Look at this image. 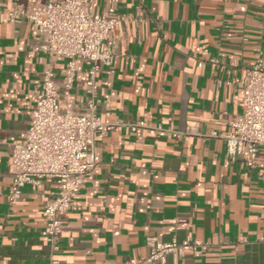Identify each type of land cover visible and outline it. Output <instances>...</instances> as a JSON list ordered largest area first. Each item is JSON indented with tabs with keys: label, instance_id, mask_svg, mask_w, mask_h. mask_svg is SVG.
Returning a JSON list of instances; mask_svg holds the SVG:
<instances>
[{
	"label": "crops",
	"instance_id": "0c3cea01",
	"mask_svg": "<svg viewBox=\"0 0 264 264\" xmlns=\"http://www.w3.org/2000/svg\"><path fill=\"white\" fill-rule=\"evenodd\" d=\"M61 1L0 0V264H126L147 258L150 243L188 239L208 247L164 264H264V151L249 169L212 137L233 130L246 70L258 56L264 65V0H91L92 14L139 20L104 44L115 59L97 76L102 122L144 121L181 136L117 127L97 138L99 166L61 215L53 255L43 210L56 183L27 186L8 203L12 145L26 137L43 70L51 66L60 86L66 65L34 52L36 30L9 14ZM90 67L78 63L76 105Z\"/></svg>",
	"mask_w": 264,
	"mask_h": 264
},
{
	"label": "built area",
	"instance_id": "2783aa9c",
	"mask_svg": "<svg viewBox=\"0 0 264 264\" xmlns=\"http://www.w3.org/2000/svg\"><path fill=\"white\" fill-rule=\"evenodd\" d=\"M90 3L91 0L35 2L28 6L15 5L9 14L12 23L26 21L36 30L34 52L66 61L60 86L51 66L43 70L26 137L12 145L13 179L7 195V201L12 205L22 198L25 187L38 185L46 179L56 183L57 195L43 210V237L52 255L60 249L64 231L61 215L72 209L76 196L86 187L87 178L99 166L93 153L97 138L104 139L117 127H126L133 133L143 129L181 136L161 125L144 121L102 122L97 107V76L115 59L110 49L103 48L104 44L113 41L114 34L122 26L139 20L132 16L92 14ZM257 58L256 64L246 70L242 115L231 122V132L212 134L213 138L226 144L231 161L243 160L249 169L255 168L260 152L264 151V65L262 59ZM80 61L89 62L91 67L87 72L85 101L76 105L69 98ZM207 247L208 244L202 241L190 239L181 243L177 240L153 242L147 258L130 260L126 264H164L168 255L198 254ZM51 264L59 262L53 259Z\"/></svg>",
	"mask_w": 264,
	"mask_h": 264
}]
</instances>
